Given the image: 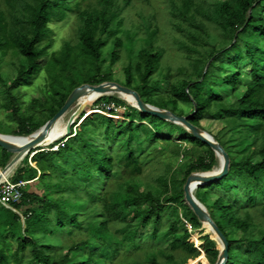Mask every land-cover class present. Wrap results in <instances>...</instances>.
<instances>
[{"label": "trees", "instance_id": "obj_1", "mask_svg": "<svg viewBox=\"0 0 264 264\" xmlns=\"http://www.w3.org/2000/svg\"><path fill=\"white\" fill-rule=\"evenodd\" d=\"M84 1L0 0V94L21 131L12 136L29 137L43 127L29 131L28 112L53 118L75 89L115 82L114 67L122 62L125 82L119 84L138 92L146 104L190 117L200 129L207 116L222 117L224 128L213 137L229 155L230 171L221 181L200 187L196 197L229 242L226 264H264V0H225L198 9L200 0H166L182 2L172 10V32L164 28L180 45L176 70L151 10L154 0H139L144 6L138 14L136 0H96L88 9L82 8ZM179 13L188 24L183 28ZM73 19L77 38L50 54L51 25ZM178 29L182 34L177 35ZM220 42L224 49L218 51ZM220 54L237 73L223 75L224 64L215 66ZM9 56L17 72L10 86L1 72ZM247 69L251 82L245 87L242 72ZM44 71L43 98L22 113L19 90ZM240 90L244 94L237 99ZM103 103L124 108L126 120L117 123L90 111L72 127L70 138L32 159L29 155L12 178L28 185L13 209L0 204V264H191L203 253L209 264H216L218 242L185 204L184 193L193 173L214 170L215 152L182 126L144 114L117 97L104 96L97 107ZM157 145L161 151L154 152ZM11 158L1 148L0 168ZM116 167L124 169V180L115 179ZM98 175L105 179L101 192L77 183L89 185ZM147 226L152 235L139 237ZM197 232L202 235L199 246L190 242ZM49 236L63 245H40ZM92 239L99 245L96 250ZM243 244L254 250L243 252ZM61 248L68 250L65 256Z\"/></svg>", "mask_w": 264, "mask_h": 264}, {"label": "rangeland", "instance_id": "obj_2", "mask_svg": "<svg viewBox=\"0 0 264 264\" xmlns=\"http://www.w3.org/2000/svg\"><path fill=\"white\" fill-rule=\"evenodd\" d=\"M71 2L74 0H70ZM96 0H87L84 1L83 3V9H88L89 6L92 4V2H95ZM202 2H196L197 4V9L198 8H202L205 6V8L207 7V5H217V4H221L223 3L225 0H200ZM136 11L137 14L139 12V10L141 9L142 6H144V4L139 1L136 0ZM175 3H178V5L182 6V2H166V0H154V2H152L153 4V12H155L157 14V19L159 24L161 25V29H160V36L163 40V42L165 43L166 48L168 49L169 54L171 55L172 58H174L176 60V63H174V70H176V67L180 64V53H179V48L180 45L175 43L174 40L172 41V34H168L166 33L165 29H169L171 32V27L170 26V16L172 13V10L175 8ZM207 4V5H205ZM204 5V6H203ZM182 9V8H181ZM179 9V11H183ZM152 12V11H151ZM152 12V13H153ZM264 17V16H263ZM135 20H137V15L135 16ZM71 20H67L63 23L60 24H53L51 25V27L54 29V36H53V45L52 47L49 49L50 54H53L54 52H59L61 50H63L66 46V44L68 42H72L73 40H75L77 38V34H76V23L74 22L75 20L73 19L71 22ZM177 21L181 22V25L179 26V28H183L184 26H187L188 24L185 22V20L183 19V17L180 15H178L177 17ZM165 28V29H164ZM196 30L200 32V28L196 25ZM215 27L211 26V30L213 31V33H218V31H215ZM177 35L182 34L181 30L178 29L176 30ZM222 41H225L224 39V35L222 37ZM217 49L218 51H221L224 49V44L222 42L217 44ZM217 62L215 66H219L220 63L224 64V71H223V75L226 76L228 74H235L237 73V71L228 63L226 57L223 54L217 55ZM13 61L12 57H8V59H5L3 61V68H2V78L3 80L6 82V84L8 86H10L12 84L13 81H15V79L17 78V72L15 68H12L11 62ZM49 61V57L42 59L39 64L41 66H46L47 63ZM176 72V71H175ZM114 73H115V83L121 82L124 83L125 82V76L123 73V64L122 62H119L115 67H114ZM194 80V78H192ZM242 80L244 83V86L246 87V85H248L251 82V77H250V69L245 70L244 72H242ZM162 83L165 86H168V83L166 80H162ZM48 84V78H47V74L44 72H42L32 83L30 86H26L23 87L21 90H19L21 92V110L22 113H26L27 114V110L28 107L31 106V103L34 100H37L39 98H43V91L46 88V85ZM1 86V85H0ZM2 87V86H1ZM244 94V90H240L237 95L236 98L240 99L242 98ZM5 96V95H3ZM3 96L0 94V134L2 135H13V134H20L21 131L17 128L18 127V123L17 121L13 118L12 116V110H7L3 107ZM108 97H117L121 100H123L124 102H126L127 104L131 105L129 102H127L126 100H124L121 96L118 95H113V96H108ZM102 98V97H100ZM99 98V99H100ZM98 99V100H99ZM97 100V101H98ZM97 101L94 102L88 109H84L82 104L80 102H78L72 109L71 111L68 113V115L64 118L68 123L71 119V117L75 114H79L78 118H77V123H79L82 120V117L89 114L90 111H92L90 114L94 115L97 113L106 115L108 117L112 116L110 115L109 111L107 112H103L101 108H107L108 110L114 109L116 111V113L113 115L114 116V120L117 123H121L124 122L126 120V115H125V109L124 108H115L114 104H105L103 103L101 108L97 107ZM234 100L233 98L230 100V102L232 103ZM81 106V107H80ZM187 110V112L191 111V107L190 106H184ZM84 113V114H83ZM73 114V115H72ZM26 116V119H32L31 122L29 121L30 125H29V131H35L37 128L41 127L43 125V127L52 119L50 114L47 115H43L40 114L39 112L36 113L33 110ZM202 130L211 134L212 136H216L218 135V133L224 128V123L222 120L221 116H217V117H209L207 116L202 122ZM38 131V130H37ZM60 140H57L55 143H57ZM54 143V144H55ZM1 150V147H0ZM154 152H159L161 151V148L159 145L155 146L153 149ZM13 157L11 158V160L14 158V155H12ZM218 159V158H217ZM10 160V162H11ZM259 159L255 160L258 161ZM181 162V161H180ZM2 160L0 159V165L2 164ZM30 164H31V159H30ZM24 166V162H22L18 167L17 170L19 168H22ZM33 166L35 167V164H33ZM220 166V160H217V165L214 168V170H216L218 167ZM114 176L116 180H124L125 178V171L124 169H122L121 167H116L115 171H114ZM77 183L79 184V186L81 188H86V187H90L96 191H103V189L105 188V179L103 176L98 175L96 177V179L91 182L89 185L84 184L80 179H77ZM26 188V187H25ZM25 190V189H24ZM214 203L213 199H210V205H212ZM186 204V202H185ZM187 205V204H186ZM28 208L31 207V205L27 206ZM35 207H38L35 206ZM28 208H24L22 210L23 213H25ZM21 212V213H22ZM1 215V214H0ZM133 218H131L132 220ZM206 230L207 228L204 227ZM153 233V228L151 226H147L145 228L140 229L139 231V237L142 238H149ZM79 234H77L76 239L80 240L81 237L78 236ZM202 235L200 234V232L194 233L192 239L190 240L191 243H195L197 244V246L200 245V237ZM241 235H239L238 238H240ZM16 243V242H14ZM40 245L43 246H54L56 248H59L63 245V242L60 240H57L55 238L52 237H48L46 240L40 242ZM91 245L92 248L94 250L99 248V245L97 244V242L92 239L91 240ZM165 250H169V246L166 245L164 247ZM241 249L243 252H252L254 250V248L252 246L249 245H245L243 244L241 246ZM15 250H17V245L15 246ZM59 254L62 256H65L68 253V250L65 248H61L59 249ZM202 262V264H209L205 258V254H202V257L200 260H198L197 262H192L191 264H200Z\"/></svg>", "mask_w": 264, "mask_h": 264}, {"label": "water", "instance_id": "obj_3", "mask_svg": "<svg viewBox=\"0 0 264 264\" xmlns=\"http://www.w3.org/2000/svg\"><path fill=\"white\" fill-rule=\"evenodd\" d=\"M210 64L211 62L208 64L206 71L208 70ZM91 93L98 94L101 97L130 95L135 100V103L131 105L137 108L140 112L182 126L194 137L208 145L215 152L216 157L219 160L221 158L223 165L219 172H215V170H213L206 173H193L187 180L184 187V193L187 206L194 212L204 227L205 225H208L209 232L215 236L218 242L220 255L216 264H226L229 259V242L211 218L207 208L196 197L195 190L209 184L217 183L229 174L231 163L229 155L211 134L191 124L189 122L190 117L178 116L171 111L162 110L155 106L146 104L138 92L118 83L107 82L98 86L84 84L75 89L69 96L63 108L44 127L40 128L29 137H16L0 134V147L8 153L14 155L11 162L5 168L0 169V186L4 182L5 175H9L14 172L29 155L35 156L40 150L49 151L48 147L52 145L51 135L56 125L68 115L71 109L78 102H80V99L83 96ZM78 116L79 114H75L71 117L68 123L67 131L64 133L63 138L68 139L72 136V127L76 124ZM86 117H88V115ZM12 139H20L24 142H13ZM58 150L59 147H56L53 151ZM23 223L25 224L24 219Z\"/></svg>", "mask_w": 264, "mask_h": 264}, {"label": "bare ground", "instance_id": "obj_4", "mask_svg": "<svg viewBox=\"0 0 264 264\" xmlns=\"http://www.w3.org/2000/svg\"><path fill=\"white\" fill-rule=\"evenodd\" d=\"M119 96V95H118ZM123 99H125L127 102H129L130 104H134L135 100L133 99L132 96L130 95H120ZM101 96L98 94H94L91 93L89 95H85L80 99V103L82 104L83 108L88 109L94 102H96ZM81 107V106H80ZM84 114V113H83ZM73 115V114H72ZM67 127H68V122L63 119L61 120L55 127L54 131L52 132L51 135V140H52V144H54L57 140H61L63 139V135L64 133L67 131ZM13 142H18V143H22L24 142L23 140L20 139H12ZM55 141V142H54ZM223 165V161L220 158V166L215 170V172H219L222 168ZM13 174L10 173L9 175H5V179L4 182L7 181V179H9V177ZM197 190H195V195H196ZM205 227L207 228V230H209L208 225H205ZM209 232V231H208Z\"/></svg>", "mask_w": 264, "mask_h": 264}, {"label": "built area", "instance_id": "obj_5", "mask_svg": "<svg viewBox=\"0 0 264 264\" xmlns=\"http://www.w3.org/2000/svg\"><path fill=\"white\" fill-rule=\"evenodd\" d=\"M114 118V116H110ZM33 156H31L32 159ZM31 165L33 163L31 161ZM34 167V166H33ZM36 167V165H35ZM28 182H20L18 184L11 181V177L7 181L3 182L0 186V204L6 208L13 209L12 205L19 203L23 198V192L25 187H27Z\"/></svg>", "mask_w": 264, "mask_h": 264}, {"label": "crops", "instance_id": "obj_6", "mask_svg": "<svg viewBox=\"0 0 264 264\" xmlns=\"http://www.w3.org/2000/svg\"><path fill=\"white\" fill-rule=\"evenodd\" d=\"M12 157H13V156H12ZM9 163H10V161H9ZM9 163H8V164H9ZM8 164H7V165H8ZM0 169H2V168H0ZM17 171H18V170L16 169V170L13 172V174L10 176V177H11V181H12V178H13V177L15 176V174L17 173ZM40 174H41V173H40ZM12 182H13V181H12ZM13 183H14V182H13Z\"/></svg>", "mask_w": 264, "mask_h": 264}]
</instances>
